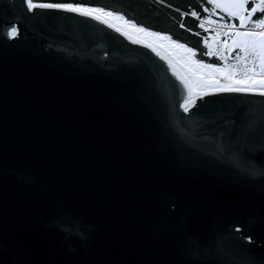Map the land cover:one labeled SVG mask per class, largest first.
Listing matches in <instances>:
<instances>
[{
	"label": "water",
	"instance_id": "1",
	"mask_svg": "<svg viewBox=\"0 0 264 264\" xmlns=\"http://www.w3.org/2000/svg\"><path fill=\"white\" fill-rule=\"evenodd\" d=\"M182 92L105 25L0 0V264H264V96Z\"/></svg>",
	"mask_w": 264,
	"mask_h": 264
},
{
	"label": "snow or ice",
	"instance_id": "2",
	"mask_svg": "<svg viewBox=\"0 0 264 264\" xmlns=\"http://www.w3.org/2000/svg\"><path fill=\"white\" fill-rule=\"evenodd\" d=\"M208 3L225 13L228 19L239 23H219L206 17L199 27L209 31L205 23L215 25V35L210 40L208 37L202 38L206 51L198 53L197 49L169 34L152 31L122 13L104 7L26 0L29 12L34 9H61L89 17L131 43L149 49L165 62L168 71L182 87L178 107L188 116L198 107V101L213 93H254L264 96V0H208ZM191 15L196 17L198 13L193 11ZM180 26L185 27L182 21ZM7 35L17 36L18 29L13 26L7 30ZM200 55L216 57L222 64L205 61L198 58ZM236 230L240 231L239 228Z\"/></svg>",
	"mask_w": 264,
	"mask_h": 264
},
{
	"label": "trees",
	"instance_id": "3",
	"mask_svg": "<svg viewBox=\"0 0 264 264\" xmlns=\"http://www.w3.org/2000/svg\"><path fill=\"white\" fill-rule=\"evenodd\" d=\"M34 3H72L92 7H104L124 14L138 25L156 32L166 33L174 39L198 50L206 51L202 44V28L191 15L193 11L203 16L213 5L208 0H33ZM208 9V11H205ZM219 17L228 20L226 14L218 9ZM181 21L185 27L180 26ZM199 33L200 35H196ZM212 63H221L216 57L198 56Z\"/></svg>",
	"mask_w": 264,
	"mask_h": 264
},
{
	"label": "built area",
	"instance_id": "4",
	"mask_svg": "<svg viewBox=\"0 0 264 264\" xmlns=\"http://www.w3.org/2000/svg\"><path fill=\"white\" fill-rule=\"evenodd\" d=\"M216 14H217V9L216 8H213L212 10H211V12L209 13V14H207V15H204V16H201V15H199L198 14V16H196V17H194V16H192L194 19H196L198 22H202V21H204L205 20V18L206 17H210L212 20H216V21H218L219 23H225V22H227V23H236L237 25H238V23H237V21H232V20H223V19H219V18H217V17H215L216 16ZM205 28H208L209 29V31H205L204 29H202V38L203 37H208L209 38V40H210V38L213 36V35H215V31L213 30L214 28H215V25H208L207 23H205ZM221 39H226V37H221ZM202 43H203V40H202ZM203 46H204V44H203ZM205 47V46H204ZM206 49V48H205Z\"/></svg>",
	"mask_w": 264,
	"mask_h": 264
}]
</instances>
